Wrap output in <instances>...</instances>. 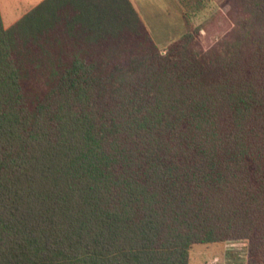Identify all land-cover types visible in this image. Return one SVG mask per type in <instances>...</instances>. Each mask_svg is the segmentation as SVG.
Here are the masks:
<instances>
[{
    "label": "trees",
    "instance_id": "trees-1",
    "mask_svg": "<svg viewBox=\"0 0 264 264\" xmlns=\"http://www.w3.org/2000/svg\"><path fill=\"white\" fill-rule=\"evenodd\" d=\"M219 10L220 45L164 54L130 0L0 15V264H264V0Z\"/></svg>",
    "mask_w": 264,
    "mask_h": 264
},
{
    "label": "rangeland",
    "instance_id": "rangeland-1",
    "mask_svg": "<svg viewBox=\"0 0 264 264\" xmlns=\"http://www.w3.org/2000/svg\"><path fill=\"white\" fill-rule=\"evenodd\" d=\"M42 0H0V15L8 28ZM183 1V0H181ZM186 6L180 0H130L152 41L164 54L168 45L198 28L192 46L206 51L220 45L232 27L220 12L224 0H190ZM185 2V1H183ZM201 6L200 11H193ZM205 29V30H204ZM246 241L221 245H194L189 250V264H246Z\"/></svg>",
    "mask_w": 264,
    "mask_h": 264
}]
</instances>
